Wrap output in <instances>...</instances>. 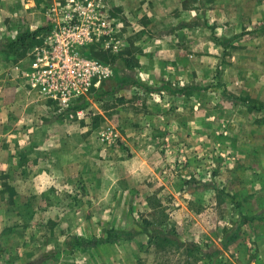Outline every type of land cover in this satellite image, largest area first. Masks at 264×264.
Returning <instances> with one entry per match:
<instances>
[{"label": "rangeland", "instance_id": "obj_1", "mask_svg": "<svg viewBox=\"0 0 264 264\" xmlns=\"http://www.w3.org/2000/svg\"><path fill=\"white\" fill-rule=\"evenodd\" d=\"M88 2L78 116L26 71ZM40 28L0 47V264H264V0H0V43Z\"/></svg>", "mask_w": 264, "mask_h": 264}, {"label": "built area", "instance_id": "obj_2", "mask_svg": "<svg viewBox=\"0 0 264 264\" xmlns=\"http://www.w3.org/2000/svg\"><path fill=\"white\" fill-rule=\"evenodd\" d=\"M62 19L49 41L35 49L26 77L39 95L52 100L62 110L72 109L73 102L97 85L100 63L83 55L81 49L112 32V25L92 2ZM70 13V12H69ZM76 113L81 116L82 109Z\"/></svg>", "mask_w": 264, "mask_h": 264}, {"label": "trees", "instance_id": "obj_3", "mask_svg": "<svg viewBox=\"0 0 264 264\" xmlns=\"http://www.w3.org/2000/svg\"><path fill=\"white\" fill-rule=\"evenodd\" d=\"M40 31H42V28L35 30V31H27V32L21 33L13 39L2 41L0 43V47L3 48L7 52H11V51L15 50L16 48L23 46L28 41L29 38L34 37ZM78 108H81V106L79 104L78 105L76 104L75 106L72 107V109H78ZM206 186H207L206 183L202 184V187H206ZM189 204L193 205V209L196 212H200V210L202 209V207L200 205H196V204H193L191 202H189ZM253 218H258V219L260 218L261 219L262 217H260V216H257V217L243 216L241 222L243 223V222H246V221L253 219ZM134 234H135V232L132 230H117L115 228H109V229L105 230L104 235L99 236V237L85 239V238L75 236L73 245L75 247H79V248H83V249L92 248V247H96V246H99L102 244H110V243L117 242L120 240H128L131 237H133Z\"/></svg>", "mask_w": 264, "mask_h": 264}, {"label": "crops", "instance_id": "obj_4", "mask_svg": "<svg viewBox=\"0 0 264 264\" xmlns=\"http://www.w3.org/2000/svg\"><path fill=\"white\" fill-rule=\"evenodd\" d=\"M4 133V132H3ZM2 135V134H1ZM7 136V134L6 133H4L3 134V137H6ZM31 165H33V166H35V164L34 163H31ZM5 167V164L3 163V168ZM5 169V168H4Z\"/></svg>", "mask_w": 264, "mask_h": 264}]
</instances>
